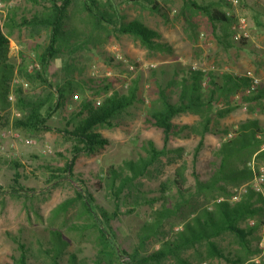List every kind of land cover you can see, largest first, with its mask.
Listing matches in <instances>:
<instances>
[{"label": "trees", "instance_id": "1", "mask_svg": "<svg viewBox=\"0 0 264 264\" xmlns=\"http://www.w3.org/2000/svg\"><path fill=\"white\" fill-rule=\"evenodd\" d=\"M29 1L38 3V0ZM128 1L145 3L152 13L167 22L166 10L155 0ZM46 3L48 6H42V10L31 18L22 17L18 21L11 11L3 24L0 23V125L6 122L1 113L10 112L12 108L18 116L14 114L11 127L34 136L52 130L47 122L55 114L69 111L64 127L54 130L72 142L71 159L61 169L67 176H72L78 156H92L107 144L98 130L118 126L127 109L141 100L136 81L125 93L111 90L112 82L108 79L84 81L75 78L72 72L65 74L59 84H52L46 78L52 61L70 46L94 42L96 33L98 36L103 33L105 38L130 36L148 51L170 53V49L158 32L140 21L124 22L113 0H46ZM181 3L186 22L189 15L192 35L195 25L191 17L202 15L215 31H220L214 35L217 43L226 48L231 46L228 37L230 34L233 37L230 25L234 19L226 13L231 3L225 0H181ZM76 13L84 16V29H88L83 34L84 40L76 38L73 27ZM16 29H26L32 38L48 32L47 45L36 56L39 70L28 72L26 59L22 58L15 74V67L7 55L9 39ZM244 41L237 43L244 45ZM150 76L154 78L156 98L151 101L145 123L161 131L163 145L158 147L151 140L143 141L140 145L143 155L106 169L103 184L111 198L112 211L97 205L94 197L83 189L51 211L49 222L53 223L63 215L62 225L68 222V213H75L76 223L69 225V229L80 236H92L94 247L92 259H78L75 253L68 252L71 242L61 230L50 229L45 253L51 264H204L215 259L227 264H264L263 259L255 260L262 249L259 240L254 239L258 230L264 228V190L258 193L247 186L239 200L231 202L236 190L247 185L259 167L264 170V123L247 119L233 129V137L212 152L204 178L193 166L191 186L185 185L183 172L186 168L181 166L175 169L172 179L160 183L159 197L149 198L140 191L141 180L154 178L163 158L174 154L176 157H170L172 163L181 158L182 148L168 149L170 138L197 137V155L205 137L219 133L214 125L236 111L239 104L246 105L249 111L255 108L264 111V85L246 94L251 82L247 75L202 72L181 65L150 69ZM14 78L23 82L14 84ZM24 85L30 89L24 90ZM174 93L177 96L175 102L171 100ZM11 94L13 102L9 100ZM235 96L237 103L233 101ZM182 114L196 116L199 120L196 125L174 124L173 120ZM252 162L253 169L249 166ZM13 182L11 195L18 196L22 187L16 179ZM168 182L174 195L167 194ZM125 203L130 206L127 213L138 205H148L152 209L136 232V243L129 250L118 245L112 226ZM155 204L158 207L153 209ZM173 218L181 222L177 231L169 227ZM225 238L229 241L223 246ZM11 239L19 250L13 264H28L29 251L25 245L17 237L11 236ZM152 243L157 245L156 249L150 248Z\"/></svg>", "mask_w": 264, "mask_h": 264}, {"label": "rangeland", "instance_id": "2", "mask_svg": "<svg viewBox=\"0 0 264 264\" xmlns=\"http://www.w3.org/2000/svg\"><path fill=\"white\" fill-rule=\"evenodd\" d=\"M155 1L166 10L167 22L152 13L141 1L133 3L128 0H113V3L124 17V22L137 20L158 32L162 42L168 45L170 53L148 51L138 40L127 35L105 38L103 33L99 36L96 33L94 42H83L78 47L70 46L64 49L46 71V78L52 84H59L65 74L72 72L75 78L84 81L108 79L112 82L111 90L124 93L133 81L138 85V97L141 101L127 109L118 126L98 130L103 139L107 140V144L92 156H78L72 176H67L61 170L71 159L72 142L57 131L64 127L69 111L55 114L47 122L52 130L34 136L11 127L14 117L12 108L10 112L1 113L6 122L3 121L4 125H0V264H13L19 256L17 244L11 236L20 239L29 251L28 264H51L45 253L49 245L47 242L50 229L61 230L63 236L71 242L69 253H75L78 259H92L93 237L86 234L80 236L78 232L69 229V225L76 223L75 213H68V222L64 225L63 215L53 223L48 219L59 203L74 197L75 192L81 189L89 192L97 205L112 211V201L103 184L106 169L110 165H122L125 160L134 159L139 154L143 155L140 146L143 141L151 140L158 147L163 145L161 131L145 123V115L151 101L156 98L154 78L150 76V69L153 68H150V65H154L155 70L161 66L181 65L203 69L206 72L251 74L258 77L262 81L261 85H264V0H225L231 3L226 9V13L234 19L230 25L231 31L238 20H243L248 35L242 45L231 40L230 34L229 48L217 43L214 35L220 31H215L202 15L191 17V22L195 25V34L192 35L189 15L187 14L186 22L181 11V0ZM0 3L4 5L0 6L1 24L11 11L19 21L22 17L31 18L42 10V6H48L46 0H38V3L29 0H0ZM83 21L84 16L76 13L73 27L79 40H84L83 34L88 30L84 29ZM48 36V32H43L32 38L26 29L14 30L9 39L7 57L15 67V74L22 58L26 59V68L33 62L38 63L36 56L47 45ZM15 80L19 79H13V83L17 84ZM29 89L30 86L24 85V90ZM176 97L175 93L172 94L171 100L175 102ZM233 101L238 102L237 96ZM220 107L221 105L218 106ZM247 119H256L263 124L264 111L258 108L249 111L246 105L239 104L236 111L214 125L219 133L207 135L197 155V137L170 138L168 149L182 148V156L172 163L170 157L176 156L168 155L169 158L161 160L158 172L153 174L154 178L141 180L140 191L143 196L159 197L160 183L172 179L175 169L181 166L186 168L183 172L186 186L193 184L194 168L204 178L206 164L212 159V152L219 148L227 134L231 133L232 138V130ZM198 120L196 116L182 114L173 122L176 125H196ZM225 130H228L227 134L224 133ZM14 134L18 137L13 138ZM24 140H31L33 144L27 145ZM15 179L22 187L18 196L11 195L10 190ZM167 187V194L174 195L175 191L169 182ZM241 187L236 190L237 193ZM200 201L202 203V200ZM158 204H155L153 209H156ZM129 208V204L125 203L117 219L112 222L118 245L127 250L136 243L135 234L152 210L148 205H138L131 213H127ZM180 223V220L173 218L169 227L177 231L181 227ZM254 239L259 240L262 249L261 255L255 260H264V228L258 230ZM228 241L229 239L225 238L223 246H226ZM150 248L156 249L157 245L152 243ZM204 264L227 263L215 259Z\"/></svg>", "mask_w": 264, "mask_h": 264}, {"label": "built area", "instance_id": "3", "mask_svg": "<svg viewBox=\"0 0 264 264\" xmlns=\"http://www.w3.org/2000/svg\"><path fill=\"white\" fill-rule=\"evenodd\" d=\"M0 6H4V5L2 3H0ZM232 30H233L232 40L234 42H239L242 39L245 40L248 37V35H247V26H246V24H245V22L243 20H238L236 22V24L233 25ZM150 68H155V66L154 65H150ZM39 69H40V66H39V64L37 62H33L30 65H28V67H27V71L28 72H33V71H36V70H39ZM193 69H195V68H193ZM201 71L202 72H206L203 69ZM246 75L251 80L250 85L245 90V93L246 94H249L255 88H257L258 86H260L261 83H262V81L258 77H254L251 74H246ZM14 82H16V83H18V82L19 83H22L23 81H21V80H15ZM9 100H10V102H13L14 101V97H13L12 94L9 96ZM14 114L16 116H18V114L16 112H14ZM231 136H232L231 133L227 134L226 137H224L223 141H226V140L230 139ZM12 137L13 138H17L18 135L17 134L16 135L14 134V135H12ZM24 143L27 144V145H31V144H33V141H31V140H24ZM249 166L253 169L254 168L253 162L250 163ZM263 185H264V170H263V167H259L256 170V172L254 173V176H253L252 180L247 185H243L239 189L238 193H236L232 197L231 200L234 201V202L235 201H238L239 198H240V196H241V194H243V193L246 192L247 186H249L250 188H252L255 192L263 193V190H264Z\"/></svg>", "mask_w": 264, "mask_h": 264}]
</instances>
